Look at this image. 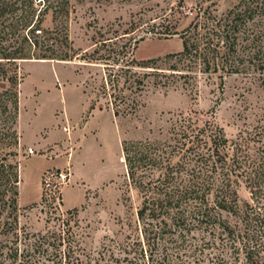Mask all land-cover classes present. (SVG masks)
I'll use <instances>...</instances> for the list:
<instances>
[{
    "label": "rangeland",
    "instance_id": "obj_1",
    "mask_svg": "<svg viewBox=\"0 0 264 264\" xmlns=\"http://www.w3.org/2000/svg\"><path fill=\"white\" fill-rule=\"evenodd\" d=\"M200 2L69 0L71 60L19 64V240L0 223V242L6 243L0 264H217L221 250L200 247L196 232L177 239L166 233L153 245L150 235L147 246L136 216L142 197L123 154L124 143L131 151L149 145L170 151L179 137L173 125L188 114L199 125L214 123L229 140L249 139L250 154L264 143V56L260 62L245 56L237 73H207L165 59L182 50L173 33L191 23ZM238 2L216 0V14ZM44 26L52 27L49 17ZM151 59L160 61L145 66ZM48 178L53 196L44 186ZM238 196L240 204L249 200L243 186ZM7 216L2 209L0 222ZM42 237L41 248L23 252ZM231 264H245L243 256H232Z\"/></svg>",
    "mask_w": 264,
    "mask_h": 264
},
{
    "label": "trees",
    "instance_id": "obj_2",
    "mask_svg": "<svg viewBox=\"0 0 264 264\" xmlns=\"http://www.w3.org/2000/svg\"><path fill=\"white\" fill-rule=\"evenodd\" d=\"M36 2L42 5L37 7ZM200 6L191 23L173 33L179 34L182 50L165 59L187 61V69L202 66L207 73H237L247 59H263L264 0H239L221 15L216 14V0H201ZM68 9L69 0H0V212L8 211V220L0 223L1 231L9 225L15 241L19 240L15 214L19 64L31 59L71 60L65 32ZM48 17L51 28L44 26ZM58 17L59 29L55 26ZM247 47L252 51L244 54ZM158 61L151 59L144 65ZM177 122L173 131L177 136V127L179 137L170 151L154 145L131 151L129 144H123L127 175L142 197L136 216L147 246L150 235L153 245L166 233L177 239L196 232L200 247L221 250L217 264H231L235 255L237 259L242 255L245 264H264V143L250 154L249 139L229 140L212 122L199 125L191 114ZM242 186L249 200L240 204ZM230 216L236 218L235 223H230ZM45 242L42 237L27 244L23 252L41 248ZM11 255L18 258V249Z\"/></svg>",
    "mask_w": 264,
    "mask_h": 264
},
{
    "label": "built area",
    "instance_id": "obj_3",
    "mask_svg": "<svg viewBox=\"0 0 264 264\" xmlns=\"http://www.w3.org/2000/svg\"><path fill=\"white\" fill-rule=\"evenodd\" d=\"M60 178H62V175L59 174ZM44 186H45V189L47 190L48 192V195L50 196H53L55 195V192L56 190L55 189V186L54 184L49 180V178L47 180L44 181Z\"/></svg>",
    "mask_w": 264,
    "mask_h": 264
}]
</instances>
